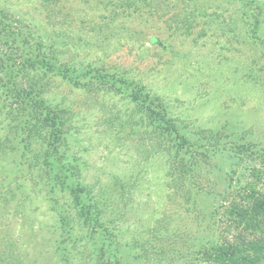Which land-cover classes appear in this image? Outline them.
Masks as SVG:
<instances>
[{
	"label": "rangeland",
	"instance_id": "1",
	"mask_svg": "<svg viewBox=\"0 0 264 264\" xmlns=\"http://www.w3.org/2000/svg\"><path fill=\"white\" fill-rule=\"evenodd\" d=\"M93 3L0 0V8L19 31L58 40L61 59L88 61L109 74L89 79L78 69L69 73V83L54 73L47 79L50 94L70 108L64 118L65 148L83 164L85 180L101 181L109 191L115 177L130 186L119 214L115 206L113 215L104 211L113 219L109 228H114L115 245L110 249L111 240L100 237L74 244L64 238L41 187L40 172L26 165L29 155L22 156L20 139L7 131L8 120L0 110V146L6 148L0 151V264H204L200 251L206 249L221 210L211 198L196 200L184 193L168 198L161 191L158 165L142 151L143 115L131 109L128 94L136 83L145 84L146 92L158 96L176 118L181 133L191 134L192 142L206 136L200 143L212 146L224 169L239 146H264V44L246 37L247 43L241 44L242 35L233 29L234 7L223 13L219 0L206 6V13L216 12L217 17L197 19L190 31L181 16L166 22L175 8L158 20L121 18L115 33L92 30V18L109 10ZM203 23L211 29L200 36ZM261 33L264 40V26ZM151 36H157V44L149 43ZM121 75L134 85L127 88L117 82ZM18 184L26 186L23 195L14 194L12 187ZM6 193L13 195L9 202ZM116 196L111 198L120 199ZM57 237L65 242L59 252Z\"/></svg>",
	"mask_w": 264,
	"mask_h": 264
},
{
	"label": "trees",
	"instance_id": "2",
	"mask_svg": "<svg viewBox=\"0 0 264 264\" xmlns=\"http://www.w3.org/2000/svg\"><path fill=\"white\" fill-rule=\"evenodd\" d=\"M82 1L103 4L109 9L104 10V16L92 18L95 24L92 30L98 33H115V23L121 18L128 20L135 15L158 20L175 8H178L177 12L166 22L181 16L187 23L183 25L186 31L193 29L192 23L197 19L203 22L206 18L217 17L216 12L206 13V6L216 0ZM219 7L223 13L234 7L233 29L238 36L242 35L238 40L241 44L247 43L245 37L253 44H264L261 35L264 0H219ZM204 23L198 33L200 36L205 34V29H211L210 26L204 28ZM148 41L155 45L159 40L157 36H151ZM57 44L58 40L19 31L8 22L7 14L0 8V97L3 98L0 110L8 120L5 125L7 131L20 139L18 145L22 156L29 155L26 165L40 172L41 187H45V196L55 212V220L64 238L74 244L76 240L83 241L87 237L90 241L100 237L103 242L111 240V249L115 245L116 234L112 232L114 228H109L113 219L105 217L104 211L109 210L113 215L115 206L119 214L124 190L130 191V186L115 177L113 190L109 191L110 187L101 185V181L91 183L85 180L83 164L65 148L67 131L64 118L70 108L64 102H58L57 95L50 94L47 79L48 74L54 73L61 77V81L69 83L72 81L69 73L74 74L78 69L84 76H90L89 79L92 75L104 79L109 74L96 69L88 61L61 59L58 57L61 46ZM61 68L62 76L58 74ZM117 82L127 88L134 85L123 75ZM146 89L145 84L136 83L128 94V100L133 103L131 109L143 115L145 128L139 133L142 151L147 160L158 165L161 191L167 193L168 198L179 193L188 197L194 195L196 200L198 197L211 198L221 210L216 228L209 232L212 236L206 243V249L200 251L204 264H264V146L257 147L252 143L239 146V152L233 154L223 169L218 166L212 146L200 143L206 140V136L201 135L199 140L192 142L189 139L191 134L177 129L176 118L167 111L160 98L151 96ZM4 150L6 148L0 146V151ZM25 187L19 185L12 189L14 194L23 195ZM112 194L120 196V199L111 198ZM4 195L8 202L13 197L11 193ZM69 213H74L73 217ZM116 222L120 223L118 217ZM60 237L55 240V252H59L60 244H65ZM63 250L67 251L65 245Z\"/></svg>",
	"mask_w": 264,
	"mask_h": 264
}]
</instances>
